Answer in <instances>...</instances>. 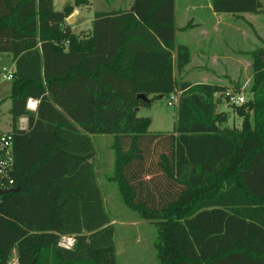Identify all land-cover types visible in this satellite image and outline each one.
Here are the masks:
<instances>
[{"label": "trees", "instance_id": "16d2710c", "mask_svg": "<svg viewBox=\"0 0 264 264\" xmlns=\"http://www.w3.org/2000/svg\"><path fill=\"white\" fill-rule=\"evenodd\" d=\"M89 4L73 0L58 11L54 0H0V54L15 64L7 99L19 188L0 197V264L14 251L18 264H117L91 134L97 106L128 96L129 129L102 130L111 135V178L123 202L158 230L159 264H264V49L239 52L253 60L251 96L236 106L241 127L228 128L217 110L227 86L184 80L191 50L177 43L176 0L97 11L89 30L75 32L66 20ZM217 7L264 12L260 0ZM173 93L175 129L150 133V117L135 108ZM30 98L39 100L36 112ZM63 236H74L72 248L60 246Z\"/></svg>", "mask_w": 264, "mask_h": 264}, {"label": "rangeland", "instance_id": "374dc122", "mask_svg": "<svg viewBox=\"0 0 264 264\" xmlns=\"http://www.w3.org/2000/svg\"><path fill=\"white\" fill-rule=\"evenodd\" d=\"M90 7L85 8L80 20L77 24V31L92 27L95 13L97 11L109 12L118 9L127 10L131 7L133 0H90ZM264 8V0H260ZM60 4H58V8ZM249 18L258 25L264 24V13L260 16H253L249 10ZM183 16V11L180 9V17ZM68 23V19L66 20ZM241 28L237 30L229 29V38L237 46H231L232 52L238 54L243 51V48L251 52L257 48L264 49V42L250 29H245V24L237 23ZM258 30V29H257ZM264 33V32H263ZM254 37V39H253ZM248 63L239 61L237 64L232 63V73L234 79H228L225 83L228 90H234L243 94L248 101L251 96L249 89L253 82V67L252 57L249 54ZM12 56L7 53L0 54V72L7 74L12 71L13 62ZM222 65V66H221ZM214 64L222 74L230 72L225 62ZM206 67V66H205ZM209 71V70H208ZM200 79H203L208 84H215L218 80L209 72L198 74ZM239 84V86H237ZM11 80L2 79L0 77V100H4L0 104V130L8 129L10 126L11 115L9 112L10 101L6 99L10 94ZM169 96L156 99L150 106H143L138 116L150 117L149 132L150 133H169L176 127L177 122V107L176 104H169ZM218 111H225L228 115V120L221 124L228 128L241 127L243 118L236 111V103H230L229 99L224 94L217 95ZM229 105V106H228ZM111 135H101L95 138L98 153L95 159L98 178L103 190L105 198V206L111 216L112 223L115 227L114 242L116 246L117 264H159L156 242L158 240V230L149 220L141 218L138 213L129 209L123 202L118 184L111 177L114 175V153L109 147L111 143ZM9 264H18L17 253L14 251L13 257Z\"/></svg>", "mask_w": 264, "mask_h": 264}, {"label": "crops", "instance_id": "0c3cea01", "mask_svg": "<svg viewBox=\"0 0 264 264\" xmlns=\"http://www.w3.org/2000/svg\"><path fill=\"white\" fill-rule=\"evenodd\" d=\"M217 2L219 3V0H176V23L178 26V31L176 34L177 43L187 45L191 50V60L190 63L185 67L186 73L184 74V80L189 81L193 84L206 83V81L200 79L197 75L202 72H209L215 76V79L218 80L215 84L226 85V81L229 78H235L232 73L233 71L231 64H237L240 60L248 63V58L250 57L248 53L240 55L238 53L232 52L231 49V46L235 47L237 46V44L233 43L230 40L228 35L229 29L237 30L241 28L240 25H238L237 23H243L245 24V29L251 30V28L243 18H237L236 16H244L246 19L252 22L258 29L260 36L264 39V24L261 23L260 25H258L256 22L250 20L249 18L251 17L248 14L249 11H222V9H219L217 7ZM72 3L73 0H54V7L56 10L62 11L67 4ZM58 4H60L59 8ZM88 7L90 6L86 5L82 7H76L74 9L71 15L73 17L74 22L71 24V27L75 32H80L84 30L80 29V31H77V24L85 8L87 9ZM180 9L183 11L182 17H180ZM263 13L264 12H252L253 16L256 17L260 16ZM190 21L192 22L193 26L189 29L184 30L183 27L186 26ZM85 29L89 30V28ZM247 50L248 49L243 48L244 52H249ZM222 61L225 62L227 64V67L230 69V72L228 71L225 75L222 74V71L220 72L217 68L214 67L215 63H219L221 65ZM204 66H206L210 70L208 71V69H201V67ZM14 68L15 64L13 62L12 70H14ZM8 100L10 101V108L11 100ZM130 100L131 98L130 96H128L122 104L111 105L108 103H104L97 106L98 117L100 115L101 116L100 125L97 122L96 129L94 133L91 134V137L94 141L96 137L105 134L102 129L107 126H111L112 128L116 127L120 130L129 129ZM28 102L29 103L27 105V108L32 112H36L39 105V100L30 98ZM142 107L143 106H139V110L137 111V113L141 111ZM116 113H118V118H115ZM9 130H11V121L9 128L5 130H0V132Z\"/></svg>", "mask_w": 264, "mask_h": 264}, {"label": "built area", "instance_id": "2783aa9c", "mask_svg": "<svg viewBox=\"0 0 264 264\" xmlns=\"http://www.w3.org/2000/svg\"><path fill=\"white\" fill-rule=\"evenodd\" d=\"M2 79L12 80L13 70L4 74L0 72ZM230 103H236L238 105L245 103L246 98L243 94L234 90H228L226 93ZM169 104H177L179 93H173L169 96ZM29 103V102H28ZM28 105V104H27ZM18 127L21 130L28 131L29 124L26 117L19 119ZM15 160L13 149V136L9 131L0 132V188H11L14 184L12 174L14 172ZM74 236H63L60 240V246L65 248H72L74 246Z\"/></svg>", "mask_w": 264, "mask_h": 264}, {"label": "water", "instance_id": "95a60500", "mask_svg": "<svg viewBox=\"0 0 264 264\" xmlns=\"http://www.w3.org/2000/svg\"><path fill=\"white\" fill-rule=\"evenodd\" d=\"M72 20H73V17L70 16V17L68 18V21H69V22H72ZM261 56H262V58H263V60H264V54H262ZM137 98L142 99V100L145 101V102H148V101H149V98H148L145 94H138V95H137ZM138 110H139V107L135 108V111H136V112H137ZM18 190H19V188H14V187H11V188H5V189H1V188H0V197H1L2 195H4V194L10 193V192H16V191H18Z\"/></svg>", "mask_w": 264, "mask_h": 264}, {"label": "bare ground", "instance_id": "6f19581e", "mask_svg": "<svg viewBox=\"0 0 264 264\" xmlns=\"http://www.w3.org/2000/svg\"><path fill=\"white\" fill-rule=\"evenodd\" d=\"M33 103V102H32Z\"/></svg>", "mask_w": 264, "mask_h": 264}]
</instances>
